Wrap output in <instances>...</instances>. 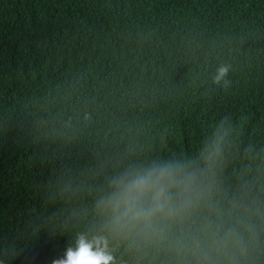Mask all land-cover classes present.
I'll return each instance as SVG.
<instances>
[{
  "label": "trees",
  "instance_id": "16d2710c",
  "mask_svg": "<svg viewBox=\"0 0 264 264\" xmlns=\"http://www.w3.org/2000/svg\"><path fill=\"white\" fill-rule=\"evenodd\" d=\"M222 121L213 202L264 248V0H0V234L41 225L11 264L61 257L115 166L196 157Z\"/></svg>",
  "mask_w": 264,
  "mask_h": 264
},
{
  "label": "clouds",
  "instance_id": "9594fccd",
  "mask_svg": "<svg viewBox=\"0 0 264 264\" xmlns=\"http://www.w3.org/2000/svg\"><path fill=\"white\" fill-rule=\"evenodd\" d=\"M229 71L220 65L213 84L227 87ZM228 134L222 121L196 157L115 166L96 190L92 225L76 232L51 264H118L121 247L134 253L166 249L177 264H260L264 248L252 210L233 217L213 202ZM40 230L28 221L22 233L0 234V264H11L23 251L19 240Z\"/></svg>",
  "mask_w": 264,
  "mask_h": 264
}]
</instances>
